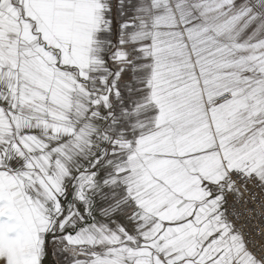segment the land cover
Wrapping results in <instances>:
<instances>
[{
    "label": "snow or ice",
    "instance_id": "6c2138e0",
    "mask_svg": "<svg viewBox=\"0 0 264 264\" xmlns=\"http://www.w3.org/2000/svg\"><path fill=\"white\" fill-rule=\"evenodd\" d=\"M264 264V0H0V264Z\"/></svg>",
    "mask_w": 264,
    "mask_h": 264
},
{
    "label": "crops",
    "instance_id": "0c3cea01",
    "mask_svg": "<svg viewBox=\"0 0 264 264\" xmlns=\"http://www.w3.org/2000/svg\"><path fill=\"white\" fill-rule=\"evenodd\" d=\"M48 264H55V257H50Z\"/></svg>",
    "mask_w": 264,
    "mask_h": 264
}]
</instances>
